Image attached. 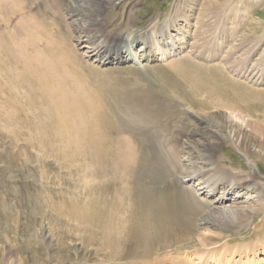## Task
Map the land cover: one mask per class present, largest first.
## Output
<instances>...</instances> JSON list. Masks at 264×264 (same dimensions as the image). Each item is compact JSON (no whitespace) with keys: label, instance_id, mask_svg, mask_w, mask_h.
Wrapping results in <instances>:
<instances>
[{"label":"bare ground","instance_id":"bare-ground-1","mask_svg":"<svg viewBox=\"0 0 264 264\" xmlns=\"http://www.w3.org/2000/svg\"><path fill=\"white\" fill-rule=\"evenodd\" d=\"M22 1L24 0H0V9L7 12L10 9L14 10L16 2L17 5L20 6ZM31 1L35 2L36 0ZM39 2L42 6L45 5L42 9V15L36 12H34L33 15L25 13L17 29L15 31L12 30V35L9 34L5 37L0 35V105H2L0 106V112L7 110V115H3V119L6 122H17L20 120L27 128L22 132L24 137L27 135L28 139L33 141L32 144L30 142V146L37 143L38 140H41L39 142L43 144L45 151L54 147L55 143H62L73 139H77V141H91V139H96L93 145V150L96 151V154H94L93 160H89L93 161L98 167L97 170L94 167L96 173L108 171L104 176H108L109 171H112V174L115 172L124 179L125 177L121 174H124L127 169L129 170L128 166L126 169L127 164L132 162L133 164L131 167L134 168L135 165L139 163L140 158L145 161L149 155V159H152L156 166L168 175V172L171 173L172 171L171 168L167 166V162L164 158L161 157L160 153L162 151H160L159 154H143L142 156L133 154L131 150V136L133 133H131L130 130L123 132L119 125L113 121V117L106 113L105 109L104 111L99 109V107H103L102 105H97L93 100L90 101L89 98L95 99L96 97L94 89H92L94 80L89 83L86 78L88 75L84 74L83 76L81 74L83 70V68L81 70L82 54L81 52L79 53L77 51L78 48L71 43V39L73 38L77 43H81V40L83 42L84 38L92 37L89 38V41L86 40V43L88 41L89 44H82V48L87 47L85 52H87L88 55L84 56L93 58L94 61L101 64H109V62L112 61H133V59H135V61H141L142 63L147 61L155 62L156 64V61L170 56L169 58H173L171 59L172 62L169 64L170 70L178 77L186 76L180 87L183 90L182 102H186V104L191 106V109H197L196 120L198 125L188 131L187 135H189V138L198 140L201 149L194 151L190 150L189 147H182L185 148L184 152L188 154L189 168L180 165L181 163L179 162L178 155L172 153L170 148L165 149L164 147V153L167 154H163V156H166L168 163L170 162L169 166H172L174 174L172 173L170 175L172 176L171 178L177 175L176 178L180 180L197 181L196 183L193 182L197 186L195 187L197 191L195 195L206 192L207 195L215 196L218 190L222 189L223 191L221 194L213 200V203H217V205L211 206L204 200L205 198H196L190 191H186L187 194H189L185 197L187 200L185 204L192 213L193 210L189 206L192 202V207L196 211L194 215H199L197 220L195 218L196 227L198 228L197 232L194 231L192 234H188L185 230L187 229V225L181 218L173 214L172 209L175 206L183 205L184 202L183 198L178 199L179 193H176V191H174V193L172 192L175 185L172 184L166 189L170 190L168 191L169 197L166 198L165 201H162L164 197L162 200L155 198L149 191L142 190L140 186L136 189L134 188L135 191L133 192H129V190L125 193H121L122 190L120 192L118 190L114 192L115 196H118V199L119 196L121 197L123 195L126 201L129 199V203L125 202L128 204L127 206L124 205L125 203H120L118 199L114 200L111 196L108 198L107 195H103V190L98 188L95 189V191L97 190L96 192L101 195L95 196L87 203V207L82 211L81 214L83 215L82 217L80 216V218L82 221L88 220L92 225V229L98 230V233L95 231L92 233L94 236V243H96L95 246L98 247L100 253L103 251V255L108 262L112 264H129L130 262L133 263L134 259H138L137 261L140 264H145L144 261L147 259L149 260L148 264H152L153 262L155 264H164L162 260L165 261V259H168V256L158 258L159 254L157 250H154L156 245L160 243H162L160 245L164 247H173L172 245L177 244L175 248L172 249L174 253L172 252L170 255H174V257L176 256L175 258H180V261H186L188 264H194L191 260H194L197 264H218L222 262L224 259L223 256L225 257L223 252L225 250L219 247V242L223 237L221 232L224 226L217 223V219L231 214L239 219V221L241 220V223H244L245 218H248L252 214L257 216L259 211H261V207L264 205V199H262V201L260 200L261 195H263L260 191V193L257 192L255 196L256 199L253 198V200L250 196L246 200L241 201L248 204L253 203L257 205L258 208L249 209V207H245V205H230V203L240 202L234 199V197L238 195L237 193L240 191V188L243 189L248 187L250 189L255 186L256 189L254 192H256L258 186L259 188L262 186V183L257 181L258 178L254 172V164L257 165L258 158H260V160L264 158V148L255 144L256 138L254 139V128L261 127L263 132L259 133V136L264 135V125L257 123L260 122V120H264V103L256 102L257 97L252 96V94L248 90L243 89V87H239L234 79L228 77L226 71L238 74L237 76L240 75L245 77L252 75L254 70L258 68L254 76L258 74V78H264V60L256 61L252 65H246L250 55L253 53L252 48L247 47L245 42L234 40V42L231 43V49L227 51L225 57L228 58L233 51L240 53V55L230 64L224 66L226 71H224L223 65L220 64L223 61L217 64L213 63L214 65L209 66L205 63V68L202 71L201 64L197 62L198 60L195 61L192 59L193 61H190L189 56L192 55L197 59L210 62V59H214L213 55L216 53V49L221 46L224 40L232 36V31H228L225 18H218L217 23L211 25L212 32L210 34V39L206 37L207 39L204 42H199L198 40L192 41L189 48L183 51L185 32L183 28L180 27V24L188 18L190 7L185 5L187 3H185L180 10H174L175 12H173L174 14L172 17L170 16L167 18V20L162 22L157 28H153L152 30L147 29L141 34L128 37L127 40L124 41L122 40L120 43L116 42V40L113 39L114 37L108 38L102 35L103 22L101 17H103L102 14L107 6L113 5L112 0H68L65 7L66 15L70 20L69 23L80 33L74 37L71 36V33L68 34L64 23L61 21L62 19H59L57 14L60 9V0H39ZM47 12L49 13L48 17L46 15ZM0 16H2V14ZM235 17L239 18V14H236ZM209 19L210 18L207 17V20ZM202 20L203 18H201V21ZM204 30L205 29L202 31ZM214 33H216V37ZM205 51L209 52V56L206 55ZM177 54L180 56L176 57ZM143 66H145V63H143ZM85 68L86 66L84 69ZM208 70L209 73L207 72ZM148 72H150V70ZM217 73L221 75V78H219ZM149 84L152 86L151 83ZM3 87H5L6 90H4ZM240 88H242L241 91H239ZM4 92L7 94L5 99L2 97ZM194 97H200L198 101H205V103H194L192 101ZM246 100L248 101L247 103L244 102ZM242 102L249 106L253 104L248 110V113L243 111L241 106ZM256 104L258 106L254 107ZM3 105L6 106V108L1 111ZM91 105H96L97 107L94 108ZM241 115L247 116L250 120L246 119L239 121ZM237 117L239 119H237ZM36 119H38V121H36ZM164 123L166 124V121ZM170 128L161 129L160 131L163 130V132H165L162 136L159 135V133L157 134V132H154L157 136H154V133H152L149 140H154L156 142L159 140V144H163L164 146L175 144L171 133L183 132V130L175 124ZM248 128H251V130ZM123 133L128 134L123 136ZM252 133L254 136L253 139H250ZM113 137L119 138L111 139ZM18 139L15 141L13 140V143L17 142ZM23 140L25 141L22 148L24 151H28V143L26 139ZM108 140H115L113 143L116 142L120 146V149L124 148L121 149L123 152H121V154H115L118 147L112 149L110 145H106ZM223 143L232 146L238 154L240 153L247 161L250 171L245 175V178L241 179L242 181H235L236 178L228 171H225V169L223 171H216L217 166L214 163L215 161H213L215 155L214 148L217 147V145H223ZM79 147L81 146L79 145L77 148ZM77 148L75 149L79 151ZM195 152L206 162L207 169L200 173L194 170L195 164H197L195 163L196 161H194L195 155L193 154ZM63 155L64 154L52 153L15 156L13 154V158L10 162L13 164V159H17L18 161L21 160L23 168L27 166L33 168L30 163L37 160L38 166L40 167L37 173L40 178L45 180L48 176L47 170L50 168L54 170L52 179L55 181L60 177L59 171L57 172V170L65 157ZM114 155L118 160L116 167L109 163V161H112L111 159ZM48 156L53 157V161L48 163L51 164L53 168L46 164ZM143 156H145L146 159H144ZM250 158H254V163ZM47 162H49V159H47ZM9 167V165L6 166L7 169H9ZM201 169L203 168H200V170ZM30 171L34 172L36 170L33 168ZM133 176L134 177L129 178L134 180L136 176L135 173ZM203 176L206 177L204 178ZM103 177H99V179ZM171 178L168 179L169 182H172ZM168 181L166 183H168ZM99 184L100 182H97L96 186L99 187ZM46 188L48 189L47 184ZM119 188L121 189L122 187L119 186ZM59 192L60 191H58V194ZM230 193H233L232 197L229 196ZM49 196L50 195L47 193L43 197L44 200L41 199V201L46 206L52 208L57 202L51 200ZM146 199H148V201H146ZM233 199L234 201L232 202ZM78 203H70V211H79L77 208ZM64 204L65 203H63V205ZM105 204L106 206L104 207ZM155 209L160 210L158 215L154 214L155 211L153 210ZM102 216H105L106 219L101 220ZM227 223H229V221ZM75 229L78 231L77 227ZM83 230L86 231L87 229ZM80 231L83 232L82 230ZM245 245L239 246L232 253L236 256L241 252L250 253V245ZM129 248H131L132 251H130V256H126ZM224 248L227 249L229 247ZM262 248L264 249V242ZM154 255L156 258L153 257L152 261L151 257ZM34 257L36 258V256ZM128 258H133V261H127ZM172 258L173 256L169 257V259ZM17 259L18 258L13 259L9 254L0 252V264H20V260L17 261ZM30 261V264H42L37 263V260L32 258V256Z\"/></svg>","mask_w":264,"mask_h":264},{"label":"rangeland","instance_id":"rangeland-1","mask_svg":"<svg viewBox=\"0 0 264 264\" xmlns=\"http://www.w3.org/2000/svg\"><path fill=\"white\" fill-rule=\"evenodd\" d=\"M67 1L68 0H60V9L57 14L59 19H62L61 21L64 23L68 34L71 33V36L74 37L80 33L69 23L70 20L65 12ZM112 2L113 5L107 6L102 14L103 17H101L103 22L102 35L108 38L114 37L113 39L116 40V42L121 43L122 40L124 41L127 40L128 37L141 34L147 29L152 30L153 28H157L162 22L166 21L167 18L170 16L172 17L174 14L173 12L178 9L180 10L181 7L187 3L185 5L190 7L189 15L186 21L180 24V27L183 28L185 32L183 51L189 48L192 41L198 40L199 42H204L207 38L210 39V34L212 32L211 25L217 23L218 18H225L228 31H232V36L224 40L221 46L216 49V53L213 55L214 59H210V62L197 59L192 55L189 56L190 61L198 60L197 62L201 64L202 71L205 68V63L209 66L220 63V61H223L220 64L223 65L224 71H226L224 66L230 64L240 55V53L233 51L228 58L225 57L227 51L231 49V43H233L234 40L245 42L247 47L252 48L253 53L250 55L246 65H252L256 61L264 60V0H112ZM117 2L121 3L118 4ZM15 6V11L10 9L7 12L0 9V15L2 14V16H0L1 36L5 37L9 34L12 35L13 31H15L21 23L23 14L27 13L33 15L34 12H36L42 15V9L45 7V5L42 6L39 0L35 2L24 0L20 6L17 5V2ZM236 14H239V18L235 17ZM46 15L48 17L49 13L47 12ZM207 17L210 19L207 20ZM201 18H203L202 21ZM203 29L205 30L202 31ZM214 36L216 37V33H214ZM89 38H84L83 42L81 40V43H77V41L72 38L71 43H73V45L78 48L77 51L82 54L81 70L82 68L83 70L81 74L83 76L84 74L88 75L86 78L89 83L94 80L92 89H94L97 99L96 97L95 99L89 98L90 101L93 100L97 105H102L103 107H99V109L103 111L105 109L106 113L113 117V121L119 125L123 132L130 130L131 133H133L131 136V150L133 154L142 156L143 154H159L160 151H162L160 155L167 162L165 163L171 168L172 172H168V175L164 173V171L162 172L156 166L155 162L149 159V155L145 161L138 157L140 158L139 163H137L134 168L131 167L133 164L132 162L126 165V169L128 166L129 170L127 169V171H125V175L123 173L121 174L125 177V180L114 171L113 174L112 171H109V177L107 175L104 176L108 171L96 173L98 167L93 161H90L94 159V154H96V151L93 150L96 139H91V141H77V139H73L71 141H66L67 144L66 142L55 143L54 147L46 151L43 144L39 142L41 140H38L37 143L30 146V142L32 144L33 141H30L27 135L24 137L22 133L27 129L25 124L20 120L17 122H6L3 119V115H7V110H4L6 108L4 105L7 104L5 103L1 108V111L4 110V112H0V252L9 254L13 259L18 258L17 261L20 260V264H30L31 256L37 260V263L42 264H112L108 262L103 255V251L100 253L98 247L95 246L96 243H94V236L92 233L93 231L98 233V230L92 229V225L88 220L82 221L80 218V216L82 217L83 215L81 214L82 211L87 207V203L95 196L101 195L97 193L95 189H102L104 192H102L103 195H107L108 198L111 196L115 200L118 199V196L114 194L117 190L119 192L122 190L121 193H125L128 190L129 192H133L140 186L142 190L149 191L155 198L162 200L164 197L162 201H165L166 198L169 197L168 191L170 190L166 189L173 184L175 187L172 192L174 193V191H176V193H179L178 199L183 198L184 201L183 205L175 206L172 209L173 214L184 221L187 225V229L185 230L188 234H192L194 231L197 232L198 228L196 227L195 218L197 220L199 215H194L196 211L192 207V202L189 204L193 210L192 213L185 204V201H187L185 197L189 194H187L186 191H190L196 198H205L204 200L211 206L217 205V203H213V200L223 191L219 189L215 196L207 195L206 192L195 195V193H197L195 187L197 186L194 183L197 181L180 180L176 178L177 175L174 178L170 176L172 173L174 174V172L172 166H169L170 162L168 163L166 156H163V154H167L164 153L165 149L170 148L172 153L177 154L179 162L181 163L180 165L186 168H189L188 154L184 152L185 148L182 147H189L190 150L194 151L201 149L200 142L195 138H189V135H187L188 131L198 125L196 120L197 109H191V106L186 104V102H182L183 90L180 87L186 76L178 77L170 70L169 64L172 62L171 59L173 58H169L170 56H168L156 61V64L155 62L144 61L143 63H145V66H143L141 61H135V59H133V61H112L109 62V64H101L94 61L93 58L84 56L88 55L87 52H85L87 47L82 48V44H89ZM86 40H88L87 43ZM205 52L206 55H208L209 52ZM179 56L180 55L177 54L176 57ZM85 66L86 68L84 69ZM148 69L150 72H148ZM257 71L258 68L254 70L252 75L245 77L240 75L237 76L238 74L230 73L229 71H226V74L231 79H234L239 87H243V89L248 90L252 96H256V102L264 103V78H258V74L254 76ZM207 72L209 73V70ZM218 75L219 78H221V75ZM149 83H151L152 86ZM3 88L6 90L5 87ZM146 88H149V91ZM241 90L242 88L239 89V91ZM90 91L93 92L92 90ZM6 96L7 94L4 92L2 96L3 99H5ZM199 99L200 97H194L192 101L196 104L205 103V101H198ZM244 102L247 103L248 101L246 100ZM244 102H242L241 105L242 109L244 112L248 113V110L253 104L249 106ZM91 106L94 108L97 107L96 105ZM256 106L258 105L256 104L254 107ZM255 110L252 111L257 112ZM238 117L237 119H239ZM241 118L239 121L249 119L244 115H241ZM38 119H36V121H38ZM165 121L166 124L164 123ZM260 122L257 123L264 125V120H260ZM173 124L183 130V132L171 133L175 144L164 146L163 144H159V140L157 142L149 140L152 133L157 132V134L159 133V135L162 136L165 132L160 130L168 129ZM248 129L251 130V128ZM261 132H263L261 127L254 128L255 136L252 133L250 139H253L254 136V139L256 138L255 144L264 148V135L259 136ZM155 133L154 136L156 135ZM126 134L128 133H123L122 135L125 136ZM117 138L113 137L111 139ZM16 139H18V141L13 143V140L15 141ZM23 139H26L28 143V151H24L22 148L25 141ZM113 141L108 140L106 145H110L112 149L118 147L115 154H121V152H123L121 149L124 148L120 149V146L116 142L113 143ZM79 145L81 147L77 148ZM52 153L64 154V158H68H63L61 165L58 166L57 172L59 171L60 177L55 181L52 179L54 170L50 168L47 170V178L45 180L40 178L37 173V170L40 169L37 160L32 162L31 159L32 163L30 164L36 170L34 172L30 171L33 168L29 166L23 168L21 160L18 161L17 159H13V164L10 162L13 158V154L15 156H21L23 154ZM214 154L213 161H215L214 163L217 166L216 171H223L225 169V171H228L236 178L235 181H242L241 179L245 178V175L250 171V167L245 158H243L240 153L238 154L229 144L223 143V145H217V147L214 148ZM193 155H195V163L198 164H195L194 170L198 173L205 171L207 169L205 160L202 159L197 152ZM143 158L146 159L145 156H143ZM47 159H49V162H47ZM47 159V166H52L48 163L53 161V157L48 156ZM253 159L254 158L251 160L253 161ZM258 159L257 165L254 164V172L258 178L257 181L262 183L261 189L258 186L256 192H254L256 189L255 186L250 189L248 187L243 189L240 188V191L237 193L238 195L234 197L235 201L240 202L230 203V205H245V207H249V209L258 208V206L253 203L248 204L246 202H241L250 196L251 199H256L255 196L257 192L263 193L260 200L262 201V199H264V158H261V160L260 158ZM111 160L112 161H109L110 165L116 167L118 160L115 155ZM7 165L10 166L9 169L6 168ZM200 168L203 169L200 170ZM132 172L136 175L134 180L130 179L134 177V173ZM99 177L103 178L99 179ZM203 177L205 178L206 176ZM169 178L172 179V182L168 181ZM167 181L168 183H166ZM97 182H100L99 187L96 186ZM46 184L48 185V189L46 188ZM119 186L122 188L120 189ZM46 189L48 192H45ZM58 191H60L59 194L61 196L58 194ZM47 193L50 195L49 197L51 200L57 202L52 208L46 206L41 201V199L44 200L43 197ZM232 194L233 193H230L229 196L232 197ZM123 196H119V202H122V204L125 202L129 203V199L126 201ZM146 201H148V199H146ZM72 202H79L77 207L79 211H70V203ZM63 203L65 204L63 205ZM124 205L127 206L128 204L125 203ZM105 206L106 204L104 207ZM153 211H155V215H158L160 212V210L157 209ZM102 219H106V217L102 216L101 220ZM228 221L229 223H227ZM240 221L231 214L217 219L216 222L224 226L222 230L224 234L221 232L223 237L219 242V247L227 251H223L225 257L222 255L224 259L218 264H264V249L262 248L264 242V205L261 207V211H259L257 216L252 214L248 218H245L244 223ZM76 227L78 231L75 229ZM83 229L87 230L84 231ZM160 244L156 245L154 250H157L159 254L158 258L168 256V259H165V261L162 260L164 264H188L186 261H180V258L177 259L175 258L176 256L170 255V253H174L172 249L175 248L177 244L172 245L173 247H164ZM245 244L250 245V253L241 252L238 256L232 253L239 246H244ZM224 247L229 248L225 249ZM130 251H132L131 248L127 250L126 256H130ZM34 256H36V258ZM170 256H173V258L169 259ZM153 257L156 258L154 255L151 257V260ZM137 260L134 259L133 261V258L127 259V261H133V263L130 262L129 264H140ZM148 261V259L144 261L145 264H148ZM191 261L197 264L194 260ZM152 264L155 263L153 262Z\"/></svg>","mask_w":264,"mask_h":264}]
</instances>
